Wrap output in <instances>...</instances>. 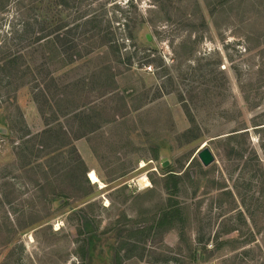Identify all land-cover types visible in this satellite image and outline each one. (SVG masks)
I'll list each match as a JSON object with an SVG mask.
<instances>
[{"label": "rangeland", "instance_id": "rangeland-1", "mask_svg": "<svg viewBox=\"0 0 264 264\" xmlns=\"http://www.w3.org/2000/svg\"><path fill=\"white\" fill-rule=\"evenodd\" d=\"M4 4L0 57L23 58L19 79L0 64V264H264V0ZM53 15L83 57L14 39Z\"/></svg>", "mask_w": 264, "mask_h": 264}, {"label": "trees", "instance_id": "trees-1", "mask_svg": "<svg viewBox=\"0 0 264 264\" xmlns=\"http://www.w3.org/2000/svg\"><path fill=\"white\" fill-rule=\"evenodd\" d=\"M52 4L54 5H59L61 7L64 8H68L69 6H72L73 8H79L80 5L82 4L83 0H50ZM24 8H28L27 6ZM1 10H5V4H4V0H2V2H0V11ZM15 14L18 15H22V13H24L25 9L21 8V11L16 12ZM45 12H50V8L47 7V11ZM29 17H33V16H25L26 18ZM89 18V24H92L93 26H95L94 28V34H97L102 31H104L103 29H101V27H99V24L96 20V16L95 14L88 15ZM53 19L51 20L52 23H56L57 27H49L43 20H36L35 24L26 22V20H23V23L20 22V26L19 29L17 31H15V40L17 41L18 44H20L21 42H30L32 44H34V52H37L39 50L42 51L43 54V58L46 59V61L48 60H54L57 58V56L60 57V53L62 52V57L61 58H68L69 62H73L81 57H83L86 53L84 51H82L84 48L83 45L81 43H79L76 39H66L63 43H58V40L60 39L59 37V32H57V29H61V28H71V27H77V23H73L72 24H67L65 22H62L61 19L59 17H57L56 15H53ZM60 21V22H59ZM73 22H76L75 19H72ZM40 25V27L38 29H36L37 25ZM97 26V27H96ZM108 29V27H106V30ZM22 30V31H21ZM64 37V36H63ZM95 41H93L94 44ZM56 43L62 48L59 49V47L55 46ZM15 44V43H13ZM107 43H102L100 45H106ZM51 51H48L47 49H49ZM32 60L34 59L33 54L31 55ZM0 58L4 59V62H1L0 64L2 65H7L8 68L14 70L13 72V78L15 79H19V77H21V70L19 69V59H22L23 56L19 53H14L12 50L8 49L7 51H5V55H2ZM68 62V61H67ZM66 61H64V65L65 64H69ZM2 70V68L0 69V71ZM23 72V71H22ZM42 93L44 92L45 95H49V93L47 92V88L43 87L42 89ZM47 92V93H46ZM43 93V94H44ZM100 127V126H98ZM97 126L92 129L95 130L96 128H98ZM65 131V129H64ZM46 133V132H43ZM66 133V132H65ZM69 145H74L73 142H69ZM75 146V145H74ZM77 150V149H76ZM170 178L172 179H177V177L175 176V174L171 173L169 175ZM178 185V181L176 180L174 182V187H177ZM176 204L173 203L172 205H170V208H167L166 213L162 219L163 222H167L169 223L168 226L169 228H174L175 227V222L176 221H180L183 220V222H185V218L181 215V208H174ZM180 207V206H179ZM177 219V220H176ZM162 223L159 221V224ZM184 236L180 235V241L183 242ZM201 251H195L193 253V255H191L192 259L197 261V263H199V261H201L203 254L202 253H198ZM196 263V264H197Z\"/></svg>", "mask_w": 264, "mask_h": 264}, {"label": "crops", "instance_id": "crops-1", "mask_svg": "<svg viewBox=\"0 0 264 264\" xmlns=\"http://www.w3.org/2000/svg\"><path fill=\"white\" fill-rule=\"evenodd\" d=\"M91 139H92L91 137H88V138H86V141L84 142V144L82 142H78V141L75 142V144H76L77 148L79 149L80 153L82 154L85 162L90 166V171L95 169L96 171L95 170L94 171L96 173H98L97 175L99 176V178L103 179L101 176L102 174H100L101 173L100 169L97 167V159L95 157L93 158L92 154H90L93 151L91 148L92 146L90 144ZM85 152L87 154H84Z\"/></svg>", "mask_w": 264, "mask_h": 264}, {"label": "water", "instance_id": "water-1", "mask_svg": "<svg viewBox=\"0 0 264 264\" xmlns=\"http://www.w3.org/2000/svg\"><path fill=\"white\" fill-rule=\"evenodd\" d=\"M150 37L151 36H148L149 39H150ZM198 157L200 158V160L202 161V163L205 166L210 165L215 160V157H214L211 149L209 147H206V146L198 151Z\"/></svg>", "mask_w": 264, "mask_h": 264}, {"label": "bare ground", "instance_id": "bare-ground-1", "mask_svg": "<svg viewBox=\"0 0 264 264\" xmlns=\"http://www.w3.org/2000/svg\"><path fill=\"white\" fill-rule=\"evenodd\" d=\"M89 178L92 180V182L94 183H99L102 184L103 182L101 181V179L99 178V176L97 175V173L93 170L89 171ZM141 181V184L144 186H149V181L144 177Z\"/></svg>", "mask_w": 264, "mask_h": 264}, {"label": "built area", "instance_id": "built-area-1", "mask_svg": "<svg viewBox=\"0 0 264 264\" xmlns=\"http://www.w3.org/2000/svg\"><path fill=\"white\" fill-rule=\"evenodd\" d=\"M198 264V263H197ZM202 264V263H201Z\"/></svg>", "mask_w": 264, "mask_h": 264}]
</instances>
